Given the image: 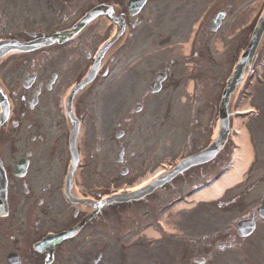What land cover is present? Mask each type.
<instances>
[{"label": "flooded vegetation", "instance_id": "flooded-vegetation-1", "mask_svg": "<svg viewBox=\"0 0 264 264\" xmlns=\"http://www.w3.org/2000/svg\"><path fill=\"white\" fill-rule=\"evenodd\" d=\"M52 1L67 9L51 8L31 30L0 37L13 43L0 60V91L8 105L0 124V264H30L26 255L41 264L34 243L68 230L69 237L53 247L55 257L65 255L99 225L117 224L119 207L130 210L133 202L105 200L127 192L163 159L157 155L170 105L164 93L178 85L173 66L190 60L181 54L167 58L169 37L190 33L200 18L195 33L205 38L210 57L209 21L231 8L230 0L217 7L216 0H91L83 6L81 0L73 10L72 0ZM99 5L102 14L82 24ZM136 70L143 75L136 78ZM152 76L162 77L159 90L148 88ZM190 111L197 122L193 100ZM209 127L198 131L204 135ZM247 195L252 197L245 202ZM263 196L264 173L217 206L240 207L238 219H253L257 227L264 224L256 213ZM99 202L104 209L87 220L88 207ZM184 239L194 241L195 235ZM196 239L197 254L213 258L247 238L227 227Z\"/></svg>", "mask_w": 264, "mask_h": 264}, {"label": "rangeland", "instance_id": "rangeland-1", "mask_svg": "<svg viewBox=\"0 0 264 264\" xmlns=\"http://www.w3.org/2000/svg\"><path fill=\"white\" fill-rule=\"evenodd\" d=\"M72 1V9L77 10L74 2L77 3L81 0ZM89 1L91 0H82V6ZM230 2L235 7L231 13L225 16L223 24L218 30V35L227 44L225 51L223 52V43L220 42V39H216L215 51L223 52L222 54L207 59L201 56L202 51L200 50L188 64L178 63V65L173 66V72L177 74H183L186 70L192 69V75L190 76L195 80V90L199 92L198 111L194 116L197 118V122H192L190 117L185 114L182 115L181 119L183 120L181 122L170 115L168 124L165 122L166 129L162 133L161 142L164 146L157 155L159 159L168 157L170 161H173V157L179 154L181 150L183 153L188 154L199 148L200 143H203V146L206 145L209 141L207 135L212 134L213 126L215 128L217 120L216 107L213 110V119L210 124L208 123L210 108L205 107V105L208 100L209 104L215 101L217 105L220 92L231 71L232 64L235 62L238 51L246 44L247 39L244 34L240 37L228 38V36L231 34L233 36L244 23L252 18L255 10L257 12V9L264 4V0H230ZM239 4H244L245 9L237 11ZM58 6H62L61 9H67L66 6L52 0H0V37L31 30L35 21L47 20L48 11L51 8H58ZM47 25L48 23L45 26ZM99 31H102V29L99 28ZM90 35H95V31ZM171 40L175 41L176 36H171ZM203 43L204 38H201L199 42L200 49L203 47ZM170 52L168 50V57H170ZM120 56H124V52L120 53ZM263 61L264 46L259 53V58L256 60L257 68L260 67L261 69V71L258 70L256 76L260 75L262 78H264ZM157 62L158 60L152 64L151 69L158 66L156 65ZM144 68L147 70V66H144ZM139 75H143V72L136 70V78ZM145 81H148V76ZM247 89L249 90L248 95L242 94L245 89L240 90L233 104L234 111L239 112L241 107L246 105L253 109L260 107L263 113L258 120L255 118L254 120L250 115L253 111L240 114L234 113V119L239 116L242 119L241 123L248 127L256 152V161L249 169L248 182L257 176L260 171L261 173L264 172V84L259 85L257 80L252 79V84ZM169 90L170 88H168ZM251 90L254 92L253 96L250 95ZM182 113H179V115ZM206 125H210V129H207V133L203 135L202 132L198 131V128ZM189 133L191 134L190 139L187 140ZM157 136L159 135L157 134ZM234 148V144L231 143L212 163L201 165L186 173L183 177L173 181L171 186L157 190L154 194L148 196L145 201L130 206V210L125 211L119 207L120 213L115 216L117 217V224L104 225L103 229L102 225H99L94 234L81 244V247L78 249L70 247L65 255H57L52 264H90L97 249H104L103 257L97 264H197L192 261L195 256L200 255L197 254L201 252L200 247L196 249L195 242L189 241L176 242L173 240L172 243L169 242L170 239L164 235L167 233L162 232V227L174 231L177 229L182 233L181 236H197L222 229L233 221L238 210L232 209L223 212L209 205L198 207L200 210L186 212V208H182V201L178 203L176 201L185 195L191 188V184L200 183L204 178L215 174L228 162ZM250 151L252 153L251 147ZM146 174L138 177L135 182L141 180ZM239 187L241 186L238 185L226 190L224 197L235 193ZM177 205L179 206L176 207ZM165 206L166 208H162ZM126 213H128V216H124ZM127 220H130V222ZM145 223L148 226H145ZM151 227L161 231V234L164 233L163 238L147 236L145 231L149 228L152 229ZM98 232L102 233L99 234ZM122 234L129 235L121 237ZM26 257V260L33 264L32 256L26 255ZM204 264H264V226L258 227L251 237L241 243L239 248L230 250V252L225 251L218 254V256H213V258H206Z\"/></svg>", "mask_w": 264, "mask_h": 264}, {"label": "water", "instance_id": "water-1", "mask_svg": "<svg viewBox=\"0 0 264 264\" xmlns=\"http://www.w3.org/2000/svg\"><path fill=\"white\" fill-rule=\"evenodd\" d=\"M97 8L92 10L94 12ZM96 14V11H95ZM218 19L215 21V25L218 23ZM264 35V11L258 20L255 28L252 31L250 40L243 50L239 60L235 64L232 73L228 77L224 88L221 93L220 101L218 103V122H217V132L209 143V145L202 149L201 151L191 155L190 157L182 160L179 164H177L172 171L167 173L162 179L153 181L146 185L145 187L135 191L130 198L135 200H142L149 194H151L159 185H162L168 180H171L179 173L184 170L195 166L199 163L206 162L211 160L213 157L217 155V153L223 148L224 144L227 141L230 124H231V102L232 98L239 88L240 84L244 80L245 76L249 72L257 50L259 48L260 42ZM13 43L11 40H0V57L7 53L10 49H12ZM8 114V105L5 101V98L0 91V124H2ZM249 232V231H247ZM45 241H49V238H45ZM52 261L51 253H49L47 259L44 264H50ZM96 261V257L94 259Z\"/></svg>", "mask_w": 264, "mask_h": 264}, {"label": "bare ground", "instance_id": "bare-ground-1", "mask_svg": "<svg viewBox=\"0 0 264 264\" xmlns=\"http://www.w3.org/2000/svg\"><path fill=\"white\" fill-rule=\"evenodd\" d=\"M187 48V47H186ZM187 51V50H186ZM185 51V52H186ZM248 108L246 105H243L241 109ZM242 119L236 118L234 120V125L237 128V135L234 137L235 141L239 144L240 149L236 151L235 160L233 161L232 166L223 174H221L216 180H214L211 184L201 188L191 195L195 199L198 200H210L218 197L224 188L236 183L241 179L242 172L245 169L248 161H249V145H248V135L247 132L242 125ZM150 173H147L141 180L136 182L139 184H144L145 181L150 178ZM177 205L176 207H178ZM181 206V204H180ZM147 236L158 237V233L153 231L152 229H147L145 231Z\"/></svg>", "mask_w": 264, "mask_h": 264}]
</instances>
